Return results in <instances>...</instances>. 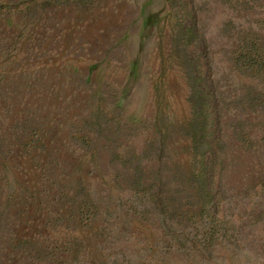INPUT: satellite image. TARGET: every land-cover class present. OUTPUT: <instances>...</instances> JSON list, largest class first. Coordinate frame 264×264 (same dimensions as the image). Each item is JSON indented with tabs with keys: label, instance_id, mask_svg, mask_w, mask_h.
Listing matches in <instances>:
<instances>
[{
	"label": "rangeland",
	"instance_id": "rangeland-1",
	"mask_svg": "<svg viewBox=\"0 0 264 264\" xmlns=\"http://www.w3.org/2000/svg\"><path fill=\"white\" fill-rule=\"evenodd\" d=\"M192 2L235 238L193 249L214 190L176 6L0 0V264H264V72L234 61L264 50V0Z\"/></svg>",
	"mask_w": 264,
	"mask_h": 264
},
{
	"label": "trees",
	"instance_id": "trees-1",
	"mask_svg": "<svg viewBox=\"0 0 264 264\" xmlns=\"http://www.w3.org/2000/svg\"><path fill=\"white\" fill-rule=\"evenodd\" d=\"M168 4L173 8L176 6L178 12L182 14L184 23L178 24L179 33L186 39L187 55L191 60L196 59L195 75L192 78L191 103L194 108L198 133L201 137L207 138L202 176L209 191L214 190L211 198L214 203V210L208 218L207 232L203 243L194 244L193 249L200 251L204 248L209 252L217 240L226 236L235 238L237 234L235 229L230 228L229 222L216 202L218 194L217 172L219 171L218 148L221 133L219 111L216 105L217 96L205 44L201 42L196 50L194 37L198 33V26L192 0H168ZM234 61L240 70L256 74L264 72V50L255 40L248 39L241 42L235 50Z\"/></svg>",
	"mask_w": 264,
	"mask_h": 264
}]
</instances>
